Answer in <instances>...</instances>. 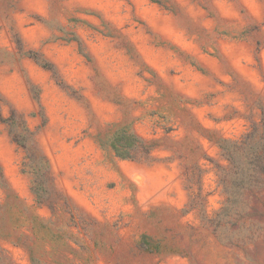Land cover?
I'll return each instance as SVG.
<instances>
[{"label":"rangeland","instance_id":"obj_1","mask_svg":"<svg viewBox=\"0 0 264 264\" xmlns=\"http://www.w3.org/2000/svg\"><path fill=\"white\" fill-rule=\"evenodd\" d=\"M254 146L264 0H0V264H264Z\"/></svg>","mask_w":264,"mask_h":264},{"label":"trees","instance_id":"obj_2","mask_svg":"<svg viewBox=\"0 0 264 264\" xmlns=\"http://www.w3.org/2000/svg\"><path fill=\"white\" fill-rule=\"evenodd\" d=\"M255 135V134H254ZM114 148L116 149V151H119V149L114 146ZM254 155H255V165L257 168H259L262 165V160L264 159V148L258 147V146H254ZM258 171L257 169L252 173V177L254 178V180L258 179Z\"/></svg>","mask_w":264,"mask_h":264}]
</instances>
